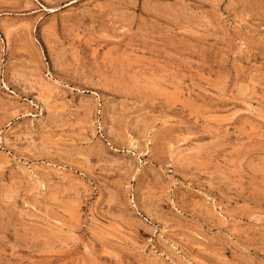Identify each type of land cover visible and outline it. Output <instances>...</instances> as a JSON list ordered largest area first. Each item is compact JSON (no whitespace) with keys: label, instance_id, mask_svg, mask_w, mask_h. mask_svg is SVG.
Masks as SVG:
<instances>
[{"label":"rangeland","instance_id":"374dc122","mask_svg":"<svg viewBox=\"0 0 264 264\" xmlns=\"http://www.w3.org/2000/svg\"><path fill=\"white\" fill-rule=\"evenodd\" d=\"M0 264H264V0H0Z\"/></svg>","mask_w":264,"mask_h":264}]
</instances>
